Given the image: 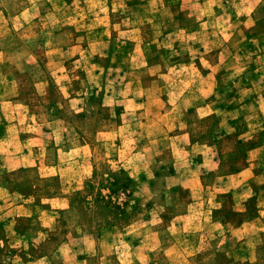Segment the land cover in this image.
Segmentation results:
<instances>
[{
  "label": "rangeland",
  "instance_id": "1",
  "mask_svg": "<svg viewBox=\"0 0 264 264\" xmlns=\"http://www.w3.org/2000/svg\"><path fill=\"white\" fill-rule=\"evenodd\" d=\"M0 186V264H264V0H0Z\"/></svg>",
  "mask_w": 264,
  "mask_h": 264
},
{
  "label": "crops",
  "instance_id": "2",
  "mask_svg": "<svg viewBox=\"0 0 264 264\" xmlns=\"http://www.w3.org/2000/svg\"><path fill=\"white\" fill-rule=\"evenodd\" d=\"M3 103L12 104V101H10V100H9V101H4ZM7 107H10V106L8 105ZM9 126H11V124H10ZM10 129H16V127H12V126H11ZM14 137H16V136H14ZM6 140H7V139H6ZM17 158H18V157H17ZM23 159H25V157H24ZM233 175H235V174H233ZM233 175H229V176H233ZM2 190H4V189H3V187L0 186V191L2 192ZM17 206H19V207H21V208H25V207H26L25 204H19V205H17Z\"/></svg>",
  "mask_w": 264,
  "mask_h": 264
}]
</instances>
